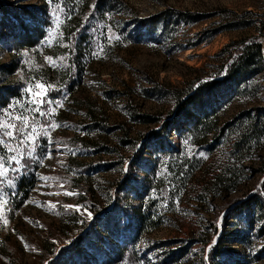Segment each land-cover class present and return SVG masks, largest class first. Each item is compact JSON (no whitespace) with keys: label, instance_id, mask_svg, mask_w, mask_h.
<instances>
[{"label":"rangeland","instance_id":"374dc122","mask_svg":"<svg viewBox=\"0 0 264 264\" xmlns=\"http://www.w3.org/2000/svg\"><path fill=\"white\" fill-rule=\"evenodd\" d=\"M0 99V264H264V0H0Z\"/></svg>","mask_w":264,"mask_h":264},{"label":"snow or ice","instance_id":"6c2138e0","mask_svg":"<svg viewBox=\"0 0 264 264\" xmlns=\"http://www.w3.org/2000/svg\"><path fill=\"white\" fill-rule=\"evenodd\" d=\"M49 60L51 58H48ZM46 87L43 84H36V89H41ZM33 95L37 98L33 101L34 104L37 106L34 108L35 113L38 115H46V113L42 112L40 110L41 106L48 101L44 99V95H42L39 91L33 92ZM35 119V117L33 118ZM12 120L20 121V124L12 123ZM44 125H41V128H44ZM47 127H53L52 125H47ZM36 133V126L35 124H30L29 119L27 116L21 114L19 116H12L7 122H0V146H7L8 141H16L19 140L20 144H30L33 143V134ZM9 152H15L16 149L8 148ZM30 155V153H29ZM5 157H0V177H5L8 173V168L5 167ZM23 154H21L20 158H18L17 155L13 154L10 158H8V163L12 164L15 163L16 165H19L20 168L24 167L22 163ZM20 168L13 169L14 171L19 172ZM7 204V201L0 202V208H3L4 205ZM66 208H75L76 210H79V206L75 205H66ZM91 216V213L88 214Z\"/></svg>","mask_w":264,"mask_h":264},{"label":"trees","instance_id":"16d2710c","mask_svg":"<svg viewBox=\"0 0 264 264\" xmlns=\"http://www.w3.org/2000/svg\"><path fill=\"white\" fill-rule=\"evenodd\" d=\"M29 45L34 44L33 41H29L28 42ZM257 51L260 52V46L257 45L256 46ZM245 67V65H244ZM215 82H210V83H205L202 86H200L197 90H200L201 88L204 89L206 88L208 85L214 84ZM201 98L200 95H198L197 93L188 95L187 98L182 102V104L187 103V102H191L192 104H196L197 102V98L198 97ZM1 100V99H0ZM200 104V102H199ZM143 118H149L146 116H143ZM234 211H238V212H244L245 214H248L246 223L247 226H252L254 219H258L261 220L260 223V230H264V198L261 197L258 194H253L252 196H250L248 199L239 202L237 205H235L233 207ZM256 212H258V214L256 215V217L254 218V215L256 214ZM255 213V214H254ZM222 240L223 237H219L218 243L222 244Z\"/></svg>","mask_w":264,"mask_h":264}]
</instances>
